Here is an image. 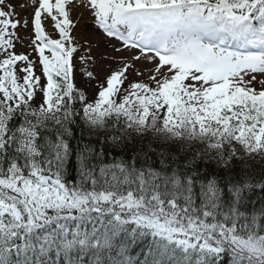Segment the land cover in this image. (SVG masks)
<instances>
[{"label":"snow or ice","instance_id":"snow-or-ice-1","mask_svg":"<svg viewBox=\"0 0 264 264\" xmlns=\"http://www.w3.org/2000/svg\"><path fill=\"white\" fill-rule=\"evenodd\" d=\"M0 264H264V0H0Z\"/></svg>","mask_w":264,"mask_h":264}]
</instances>
